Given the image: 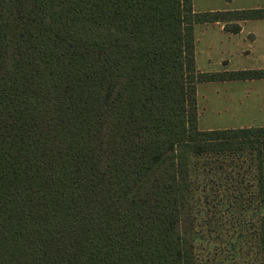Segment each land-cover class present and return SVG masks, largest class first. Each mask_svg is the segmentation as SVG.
I'll use <instances>...</instances> for the list:
<instances>
[{
    "label": "trees",
    "instance_id": "1",
    "mask_svg": "<svg viewBox=\"0 0 264 264\" xmlns=\"http://www.w3.org/2000/svg\"><path fill=\"white\" fill-rule=\"evenodd\" d=\"M192 0H0V264H264V126L198 128ZM232 25V28L230 27Z\"/></svg>",
    "mask_w": 264,
    "mask_h": 264
},
{
    "label": "rangeland",
    "instance_id": "2",
    "mask_svg": "<svg viewBox=\"0 0 264 264\" xmlns=\"http://www.w3.org/2000/svg\"><path fill=\"white\" fill-rule=\"evenodd\" d=\"M247 5L239 0H193L198 12L246 9L264 5V0H255L251 7ZM259 33L264 34V28ZM224 35L216 25L194 26L195 62L199 71L264 68V49L257 48L260 42L250 48L247 37L227 40ZM236 45L243 52L237 54ZM196 95L201 130L264 126V79L198 83ZM258 210L264 214V208Z\"/></svg>",
    "mask_w": 264,
    "mask_h": 264
},
{
    "label": "crops",
    "instance_id": "3",
    "mask_svg": "<svg viewBox=\"0 0 264 264\" xmlns=\"http://www.w3.org/2000/svg\"><path fill=\"white\" fill-rule=\"evenodd\" d=\"M239 1L249 3V5H247V6L251 7V3L254 2L255 0H249V1L248 0H239ZM192 3H193V0H192ZM252 6H254V5H252ZM241 8H245V7H241ZM253 8H264V5L246 8V9H253ZM228 10H244V9H228ZM211 11H213V10H211ZM210 24L219 26V28L225 34L224 36L226 37L227 40H242V39H244V37H247L246 39L250 40L248 47L254 48V45L257 44L258 42H260V44L257 45V48L264 49V34L260 35V33H259L261 31V29L264 28V27H262V26H264V18L246 19V20L238 21L237 24L239 26V31H237V32H230V31L226 30V28H225L226 24L225 23L215 22V23H210ZM200 25H209V24H200ZM258 40H260V41H258ZM235 47L237 48V54H240L239 52H243L240 49L239 45H236Z\"/></svg>",
    "mask_w": 264,
    "mask_h": 264
}]
</instances>
